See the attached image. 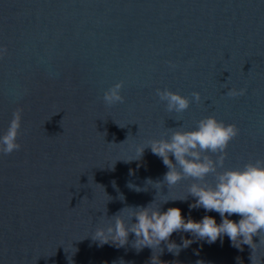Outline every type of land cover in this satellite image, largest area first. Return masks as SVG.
<instances>
[{
    "label": "water",
    "instance_id": "obj_1",
    "mask_svg": "<svg viewBox=\"0 0 264 264\" xmlns=\"http://www.w3.org/2000/svg\"><path fill=\"white\" fill-rule=\"evenodd\" d=\"M5 48L0 135L23 112L22 147L0 154V264H150L153 250L133 248L134 234L124 247L91 234L126 205L154 199L163 211L220 223L219 213L190 208L191 195L180 200L191 179L147 183L168 169L150 147L138 160L136 149L169 128L214 115L240 129L225 168L264 158V0H0ZM119 81L125 100L107 106L103 93ZM158 88L189 97V108L168 112ZM229 88L246 92L230 97ZM183 239L193 242L179 254L162 242L155 255L165 264H251L250 247L227 236H171L177 245ZM255 255L264 264V243Z\"/></svg>",
    "mask_w": 264,
    "mask_h": 264
},
{
    "label": "clouds",
    "instance_id": "obj_2",
    "mask_svg": "<svg viewBox=\"0 0 264 264\" xmlns=\"http://www.w3.org/2000/svg\"><path fill=\"white\" fill-rule=\"evenodd\" d=\"M5 52L6 48L0 49V54ZM171 66L175 67L174 64ZM122 87L123 81H119L104 91L102 99L107 106L124 102ZM245 92L244 88H229L226 95L238 97ZM156 95L166 102L168 112L177 114L187 110L192 102L189 97L168 88L156 89ZM192 98L199 103L200 92H193ZM22 112V108L13 112L7 130L0 135V154L10 155L22 147L18 140L22 134ZM168 131L170 135L153 139L146 147L138 146L136 149L138 160L145 148L150 147L168 169L162 181L149 179L147 183L158 188L167 184L171 188L181 180L191 179L187 196L180 200H186L191 195L195 199L190 208L217 212L222 218L221 222L217 223L210 215H205L199 221L190 217L185 219L179 207H169L163 211L161 204L154 206V199L143 206L126 205L110 217V222L98 225L91 234L92 239L101 245L112 243L124 247L129 243V235L134 234L133 248L140 251L148 247L153 250L150 264H165L159 259L163 252L162 242L169 252L175 254L193 242L192 239H183L182 245H177L171 240L174 232L191 233L194 238L208 243L227 236L232 245L240 250H243V245H248L252 250L251 264H257L255 253L258 245L264 243V158L250 159L242 167L225 168L228 146L238 136L240 129L236 124L225 123L214 115L201 118L194 128L185 129L180 125ZM210 174L214 177L213 182L207 179ZM168 201L164 199L162 203ZM234 215L240 219L237 221L229 218ZM254 237H259V243ZM157 248L160 249L158 256L155 255Z\"/></svg>",
    "mask_w": 264,
    "mask_h": 264
}]
</instances>
